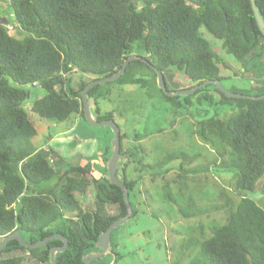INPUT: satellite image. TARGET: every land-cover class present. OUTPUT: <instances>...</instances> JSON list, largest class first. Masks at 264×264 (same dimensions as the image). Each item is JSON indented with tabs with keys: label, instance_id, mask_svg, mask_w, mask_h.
<instances>
[{
	"label": "trees",
	"instance_id": "obj_1",
	"mask_svg": "<svg viewBox=\"0 0 264 264\" xmlns=\"http://www.w3.org/2000/svg\"><path fill=\"white\" fill-rule=\"evenodd\" d=\"M10 4L16 24L30 35L16 37L8 24L0 22V244L18 230L31 243L61 233L68 238L69 246L57 254V262L84 264L87 254L99 250L96 243L100 235L127 215L124 192L107 179V168L97 177L91 166L69 164L60 151L33 140L39 137L40 120L65 122L72 115L85 118L82 93L86 86L117 73L126 58L139 55L143 60L131 61L118 80L89 90L97 105L99 100L111 97L115 85H138L151 90V97L152 89L157 88L162 100L175 111L206 104L238 109L229 119H221L218 114L208 117L205 110L206 118L195 123L200 139L222 145L229 153L219 151V159L204 166L181 167L176 178L163 186L165 197L178 203L171 186L181 183L188 173L197 176L218 167L238 176L231 187L240 197L237 203L228 197L221 204L191 210L196 203L190 197L179 207L184 218L209 209L227 212L226 223L214 225L210 235L200 227L199 237L182 245L188 251L200 248V255L191 258L189 264H264V209L243 194L255 191L264 177V99L229 98L214 84L188 96L169 97L158 86L154 70L163 72L168 90V80L176 77L192 85L222 81L219 51L205 38L202 28L220 40L225 53L238 61H260L264 34L251 0H10ZM256 4L264 20V0H256ZM76 73L91 78L80 80L75 88L71 76ZM35 86L45 93L27 110L25 103L30 88ZM96 111L99 121L114 120V112L102 114L98 107ZM201 114L199 110L192 115ZM125 138L121 132L123 163L117 175L128 187L133 206L131 196L137 198L136 189L149 173L147 169L154 166L145 163L143 156H135L137 147L125 152ZM180 158L193 161L196 156L171 153L156 166L164 167ZM131 167L133 174L129 173ZM51 180H56L55 184L36 188ZM135 215L133 207L131 218ZM117 230L111 236L113 252ZM62 245L63 241L55 239L44 247L29 249L11 240L0 251V264H25L29 256L52 264L51 249ZM16 252L24 255H14Z\"/></svg>",
	"mask_w": 264,
	"mask_h": 264
},
{
	"label": "rangeland",
	"instance_id": "obj_2",
	"mask_svg": "<svg viewBox=\"0 0 264 264\" xmlns=\"http://www.w3.org/2000/svg\"><path fill=\"white\" fill-rule=\"evenodd\" d=\"M8 20L11 34L23 38L30 33L22 30L16 24L12 14L10 0H0V22ZM201 32L211 45L219 51L221 61V75L224 87L235 93L252 95L264 92V54L260 61L242 63L233 55L226 54L222 42L214 38L205 28ZM73 86L78 88L81 81L91 78L81 73L71 76ZM169 78V73L166 74ZM169 82V90L177 91L194 87L191 82L179 78ZM159 86V85H158ZM31 94L25 103L30 110L34 101L44 95L40 86L30 88ZM151 90L138 85H115L112 95L108 99H101L97 107L101 113L114 112V120L120 126L122 134H126L123 141L124 151L130 147L137 157L143 156L144 162L154 166L149 168L148 174L136 189L137 198L131 196L136 215L120 226L115 234L117 247L109 257L94 259L91 264H189L191 258L200 255V248L194 251L184 250L182 245L190 238L199 237V228L202 227L206 235H210L214 225L226 223V210L209 209L207 213L191 218H184L179 207L187 203L190 197L195 199L196 205L190 209L207 208L213 204H221L228 197L238 202L239 196L232 192V186L238 181L235 172L221 171L212 167L210 171L196 176L188 173L181 178V183H172L171 191L178 203L165 197L163 188L165 182L176 178L180 168L191 169L195 166H204L219 159V151L229 149L224 146H214L199 138L196 133V121L205 119V110L208 117L216 114L221 119L235 116L238 109L233 107H209L195 105L189 111H175L171 105L160 97L157 88ZM217 97L219 94L213 92ZM201 110V115L194 117ZM39 137L34 143L44 148L51 146L60 151L69 164L89 165L99 177L107 168L106 157L112 155L114 132L107 126L92 125L79 115H72L65 122L40 120ZM49 138V142H46ZM219 144V140H215ZM145 149L143 153L141 148ZM109 150V153H107ZM181 154L196 156L193 161L185 158L175 159L164 167L156 166L167 154ZM123 163V161H122ZM169 170L166 171V170ZM133 167L129 168V173ZM107 174V172H105ZM133 174V173H132ZM153 177L154 178L153 180ZM193 178V179H192ZM51 180L36 185L43 189L55 184ZM264 177L257 183L255 191H245L243 194L253 199L264 209ZM226 193L223 194L222 190ZM28 238V235H25ZM14 255H24L16 252ZM181 258L179 263L177 260ZM25 264H49L37 260L35 257H26Z\"/></svg>",
	"mask_w": 264,
	"mask_h": 264
},
{
	"label": "water",
	"instance_id": "obj_3",
	"mask_svg": "<svg viewBox=\"0 0 264 264\" xmlns=\"http://www.w3.org/2000/svg\"><path fill=\"white\" fill-rule=\"evenodd\" d=\"M251 3H252L253 11H254L258 26L260 30L262 31V33L264 34V20L256 4V0H251ZM5 23L7 24L8 20L5 19ZM134 60H143V58L139 55H131L130 57L125 59L122 68L117 73L109 77H105V78L92 81L89 85L86 86V88L84 89L82 93L85 119L88 122H90L92 125L107 126L110 129H112V131L114 132V139L112 142V155L108 159V162H107V179L112 184L118 185L123 190L125 203L128 209L127 215H125L124 217L112 223L109 226V228L100 235L96 243V247L99 248V250L87 254L83 259L84 264H91L94 259H100V258L106 257L107 255H110L113 252V246H112V240H111L112 232L115 229L119 228L120 226L124 225L133 216V206L130 201V191L128 187L125 185V183L117 175L119 166L123 161V154L121 152V128L114 120L99 121L97 119L98 112L96 111L97 109L96 99L94 97L89 96V90L96 85L105 84V83L118 80L121 76L125 74L129 63ZM154 70L158 76L159 87L169 97H174V96H179V95L188 96V95L195 93L198 89H201L209 84H214L218 87L221 93L225 94L229 98H242V99H252V100L264 99V94L255 96V95H246V94L231 92L224 87L221 80H207L189 89L170 91L167 88V84H166L163 72H161L155 67H154ZM29 94H30V91L28 92V95ZM55 239L63 241V245L61 247H54L51 249L50 261L52 264H59L56 260L57 254L66 251L69 246L68 238L61 233H54L41 241L31 243V242L26 241L21 231L18 230L6 236L2 240L0 244V251H2L7 246L8 242L11 240H17L21 245H23L26 248L37 249V248L44 247L48 242H50L51 240H55Z\"/></svg>",
	"mask_w": 264,
	"mask_h": 264
}]
</instances>
